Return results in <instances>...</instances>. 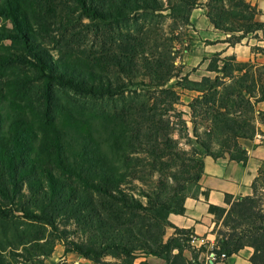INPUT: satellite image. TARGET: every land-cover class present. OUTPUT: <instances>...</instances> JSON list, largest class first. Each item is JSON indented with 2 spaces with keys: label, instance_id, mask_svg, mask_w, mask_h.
<instances>
[{
  "label": "trees",
  "instance_id": "obj_1",
  "mask_svg": "<svg viewBox=\"0 0 264 264\" xmlns=\"http://www.w3.org/2000/svg\"><path fill=\"white\" fill-rule=\"evenodd\" d=\"M184 2L190 9L201 4ZM223 2L232 8L224 9ZM203 4L214 28L229 34L224 40L229 45L240 43L249 33L264 41V21L256 19L259 11L248 1ZM160 10L162 0H0V17L10 24L0 27V44L9 40L16 50L13 54L0 51V218L19 217L39 233L21 241V246L48 254L54 241L60 240L67 251L93 264H111L102 260L108 255L121 264H135L138 252L167 264H202L197 256H183L194 233L171 224L168 214L182 212V202H171L184 189L177 181L198 182L203 159L197 160L192 176L172 173L175 184L161 182L150 192L140 190L141 196L126 188L130 168L136 165L126 154L127 146L143 142L142 138L153 146L162 127L156 116L161 107L171 110L178 101L175 90L165 85L178 76L173 42L179 38L171 32L158 44L147 32L136 35L118 30L109 42L114 51L102 48L93 61H87L75 54L55 57L39 34L53 20L73 18L74 12L78 18L107 27L127 23L139 12ZM251 51L264 55L263 46L255 44ZM26 62L44 82L70 86L90 96L112 97L143 85L154 91L152 105L135 106L118 117L110 132L100 130L48 90L38 98L29 93L27 76L16 71V64ZM207 70L214 76H202L199 81L182 77L189 83L184 88L198 92L188 104L196 143L214 159L228 156L245 163L247 151L239 140L252 139L258 124H264V110L256 106L264 101V62L227 55L211 59ZM140 76L146 82L135 80ZM199 123H203L202 131ZM188 166L184 172L191 169ZM257 177L251 195L236 200L225 195L227 207L209 205L215 221L222 218L221 225L226 227L216 231L213 251L217 255L250 246L251 264H264V209L257 195ZM69 224L72 231L65 228ZM167 227L173 228V235L165 239ZM173 249L178 252L172 253ZM0 264H5L1 254Z\"/></svg>",
  "mask_w": 264,
  "mask_h": 264
},
{
  "label": "rangeland",
  "instance_id": "obj_2",
  "mask_svg": "<svg viewBox=\"0 0 264 264\" xmlns=\"http://www.w3.org/2000/svg\"><path fill=\"white\" fill-rule=\"evenodd\" d=\"M184 1L162 0L163 10L139 12L127 23L115 22L107 27L90 23L86 18H78L76 16L77 12H74V17L68 21L65 18L63 20H53L54 23L47 27L46 31L41 29L39 32L42 36L41 39L47 43L45 44L46 48L55 57H58V54L67 53L68 55L82 56L87 61H93V58L102 51V48H111L109 42L117 36L118 30L136 35L140 31L141 33L147 32L152 38H156L158 44H161L164 37L171 34V32L179 38L178 41L173 42L177 52L174 64L178 76L172 77L165 85V87L175 90L178 101L173 104L171 110H166V106L161 107L160 116L156 117L160 118L162 127L157 134L156 141L153 142V146L149 145L145 138H142L143 142L139 144H134L131 147L130 145L127 146L126 154L131 163L136 165L130 168L132 173L126 188L134 196H141L138 194L140 190L150 192L156 189L161 182L175 184L171 178L172 173L178 174L181 178L192 176L198 168L197 160L205 155L193 135V118L188 107V104L197 96L198 92L184 88L189 83L182 80V77L186 76L191 81H199L202 76L213 77L214 73L207 70L208 65L213 58L222 59L225 55H229H222V49H220L222 46H230L224 41L229 34L222 32L221 34L225 35L222 39L213 37V39L203 40L197 34L195 22L200 19L203 20L206 15L207 8L203 3L207 0H198L201 2L200 6L193 9L188 8ZM223 4L226 10L232 8L227 5V2H223ZM2 26L10 27V24L0 17V27ZM255 44L264 47V41H258L252 33H249L240 43L232 46H237L240 50L244 46L251 47ZM14 47L13 42L4 40L0 44V51L5 54H13L16 52ZM111 50L114 51V48H111L109 52H112ZM256 54L258 59H254V61L264 62V55L261 53ZM218 64H221L220 60ZM16 66L19 69L16 71L27 76V80H29L28 92L34 97H40L42 91L46 89L75 111L76 114L81 115V118L88 120L92 125L95 124L100 130L104 128L110 132L115 121H118V117L124 113H129L130 109L135 106L147 108L152 105L154 91L147 90L145 86L140 84L132 87L131 90L112 97L90 96L79 93L70 86L55 82H44L40 79L34 67L27 62L16 64ZM10 72L11 70H8L7 74H10ZM107 74L112 78V73L109 74L108 72ZM143 78L140 76L135 80L146 82V79ZM178 80L181 81L180 84H177ZM202 127L203 123H199L198 130L202 131ZM151 151L154 154H151ZM188 165L192 166L191 169L184 172L188 169ZM262 181H264V165L260 168L256 184L258 199L264 209V186ZM177 182L184 185V189L171 202H183L186 196L197 195L198 186L194 179L186 181L179 179ZM221 221L222 218L215 221L214 217V224L211 229V232L215 233L214 243L216 242V231L218 229L226 230V227H222ZM62 227L63 224L60 223V228ZM65 228L69 231L73 230L71 224ZM38 235L36 227L19 217L9 221L0 218V254L4 258L5 264H93L76 253L67 251L60 240L54 241L53 249L48 254H41L39 250L25 248L20 245L21 241L31 240ZM70 236L75 237L76 235L70 234ZM203 237H206V235ZM200 248L205 251L208 249L205 246ZM186 249L190 250L194 256H198L200 253L198 249L192 248L190 245ZM140 255L144 254L138 252L137 257ZM136 258L134 262H136ZM102 260L111 264H121L119 259L109 255L104 256ZM137 264L143 263L138 262Z\"/></svg>",
  "mask_w": 264,
  "mask_h": 264
},
{
  "label": "crops",
  "instance_id": "obj_3",
  "mask_svg": "<svg viewBox=\"0 0 264 264\" xmlns=\"http://www.w3.org/2000/svg\"><path fill=\"white\" fill-rule=\"evenodd\" d=\"M254 5L259 13L256 19L264 21V0H246ZM197 34L203 39H213V37H225L222 31L214 28L206 15L203 20L195 22ZM241 47V46H240ZM222 55H235L236 59L248 61L258 59L256 53L251 51L250 46L237 48V46H222ZM239 51V52H238ZM227 56V55H225ZM242 58V59H241ZM263 63V62H262ZM257 108L264 110V101L257 103ZM239 143L247 151L245 163L230 160L228 156L212 158L204 155L203 171L197 182L198 193L196 196H186L182 202L183 210L180 213L170 212L168 220L178 228L188 229L198 237L206 238L214 243L215 233L211 232L214 224V214L208 211L209 205L227 207L224 198L225 195L231 196L236 200L240 196L252 194V182L258 176L261 166L264 164V124H258V132L252 139H240ZM173 235V228L167 227L164 238ZM190 247H192L190 245ZM193 248V247H192ZM253 248L245 246L236 253L227 255L224 258L219 257L214 261L206 259V251L200 252L197 256L202 264H251L250 256ZM183 256L191 259L192 253L185 249ZM167 264L162 258L151 255H140L136 258L135 264Z\"/></svg>",
  "mask_w": 264,
  "mask_h": 264
},
{
  "label": "built area",
  "instance_id": "obj_4",
  "mask_svg": "<svg viewBox=\"0 0 264 264\" xmlns=\"http://www.w3.org/2000/svg\"><path fill=\"white\" fill-rule=\"evenodd\" d=\"M189 245H191L193 248L199 249L202 246H205L208 248L206 250V259L209 261H214L218 259L219 257L224 258L226 255L224 253H221L220 255H217L214 251L213 248L216 247V242L213 243L208 238L206 237H198L196 235H190V239L188 241ZM177 249H173L172 253H177ZM207 264V263H206Z\"/></svg>",
  "mask_w": 264,
  "mask_h": 264
}]
</instances>
